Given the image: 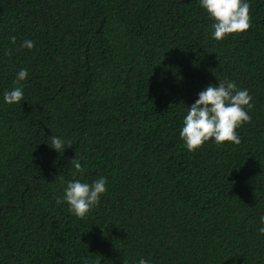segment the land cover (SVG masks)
Returning a JSON list of instances; mask_svg holds the SVG:
<instances>
[{"label": "trees", "instance_id": "16d2710c", "mask_svg": "<svg viewBox=\"0 0 264 264\" xmlns=\"http://www.w3.org/2000/svg\"><path fill=\"white\" fill-rule=\"evenodd\" d=\"M242 2L250 28L217 41L200 0H0V264H264V0ZM222 80L252 97L241 143L188 151ZM100 177L84 218L57 203Z\"/></svg>", "mask_w": 264, "mask_h": 264}, {"label": "clouds", "instance_id": "9594fccd", "mask_svg": "<svg viewBox=\"0 0 264 264\" xmlns=\"http://www.w3.org/2000/svg\"><path fill=\"white\" fill-rule=\"evenodd\" d=\"M201 7L208 13L210 19L214 20L211 25L212 37L219 41L226 35L242 33L250 28V5L242 0H200ZM11 42H16L15 37H11ZM21 48L32 49L34 41L24 40ZM28 76L26 69H21L14 81L17 87L4 93L3 99L6 104L19 103L23 100L21 82ZM252 97L244 89L237 88L235 82L222 80L217 85L209 84L204 90L198 93V99L187 107V115L180 130V137L188 151L198 149L202 144L210 139L216 145L224 142L240 144L241 139L236 133V129L243 123L250 122L251 117L246 109L250 110ZM72 144L53 136L50 147L62 153L65 148ZM76 172H83L84 168L77 159H72ZM107 181L100 177L91 184L82 183L80 180L69 182L64 189V194L57 203L66 202L69 211L78 218H84L91 208L96 206L103 193L106 192ZM261 227L259 233L264 236V215L260 217ZM101 256L93 264H100ZM138 264H149L145 259H140Z\"/></svg>", "mask_w": 264, "mask_h": 264}]
</instances>
